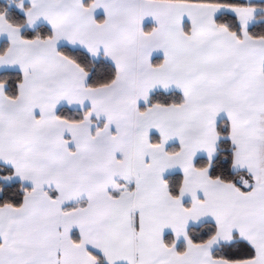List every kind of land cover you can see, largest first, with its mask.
<instances>
[{
	"label": "snow or ice",
	"instance_id": "obj_1",
	"mask_svg": "<svg viewBox=\"0 0 264 264\" xmlns=\"http://www.w3.org/2000/svg\"><path fill=\"white\" fill-rule=\"evenodd\" d=\"M0 264H264V0H0Z\"/></svg>",
	"mask_w": 264,
	"mask_h": 264
}]
</instances>
